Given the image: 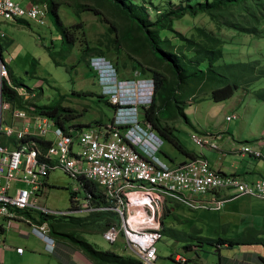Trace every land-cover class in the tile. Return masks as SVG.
Instances as JSON below:
<instances>
[{
  "label": "rangeland",
  "instance_id": "374dc122",
  "mask_svg": "<svg viewBox=\"0 0 264 264\" xmlns=\"http://www.w3.org/2000/svg\"><path fill=\"white\" fill-rule=\"evenodd\" d=\"M14 1L23 7H27L30 0ZM60 1L67 2V0ZM126 1L129 3L128 0ZM132 1L136 6L131 5V8H136L134 11L139 17L145 20L144 16H148V21L155 22L170 11L188 6L190 3L195 5L204 0ZM75 6L76 8L77 6L87 7L88 10L80 12L76 10ZM107 7H112V4L106 0H68L66 4L60 6L61 19L64 25L70 28V32H72L70 36L73 35L71 37L74 43L73 48L69 46L64 35L59 31L56 21L50 12L48 13L47 25L45 26H37L35 24L28 26L22 23L19 25L10 24L11 29H9L7 28L9 25H7L5 33L9 46H7L8 52L6 53H12L10 45H13V48L17 50L21 57L17 61L19 69L16 70L17 79L14 80V85L25 86L29 89L30 95L34 94L35 96V98L29 97L30 101H34L38 106L42 107L52 105L53 102L60 103V106L65 108L67 114L73 118L71 122L87 125L110 121L114 116V108L108 104V98L99 97L101 89L98 77L91 66V62L96 57H99L100 52L88 53L86 58L81 56L85 48H102L106 53L102 58L112 64L117 63V59L119 60L117 64L120 68V78L132 79L136 75L134 68L137 69V72H141L142 67L137 62L139 61L141 64L144 63L142 65L146 70H148L147 66H152V68L161 72L166 87L164 93L170 96L172 91L176 89L175 94L178 99L176 104L179 103V108L174 106V108L170 107L164 110L162 117L165 121H170L171 125L174 126L171 131L185 149L192 152H200L201 150L192 140L191 127L183 120L182 108L191 121L199 125L197 127L202 132H219L220 129H223L221 128L223 125H235L236 120L230 123L227 121V117L234 114H238L242 120L244 119L243 122L250 123L256 133L263 128L264 105L259 103L260 100L257 96L252 95L250 99L247 98L245 104L238 106L236 109L231 108L232 103L228 100L214 101L211 93L201 95L198 88H196V91H198L197 96L193 98L196 92L192 91V87L195 86L191 82L192 80L184 82L177 88V74L171 64L163 63L160 60L156 61L155 59L153 64H149L147 63L149 60H146L149 56L146 55L147 53L144 52L143 54L141 52V55L138 54L134 44L135 38L139 36L138 34L136 37H131L130 46L123 47V43L120 45V43L113 42L114 39L120 42L119 36H117L118 33L113 32L109 35L107 30L112 29L113 24H116L120 28L121 34H124L127 27L126 23L129 20L124 14H121V17H111ZM142 9H145V12ZM224 16L222 17L223 19L231 18L234 21L241 22V20L243 21L241 17H244V12L232 9L228 10ZM218 21L213 20L206 14H201L196 18L186 15L182 19L175 20L173 25L175 30L180 32L185 38L196 37L201 30H206L214 36L222 38L225 44L222 46L223 58L219 61L221 64L253 60H262L264 62V25L258 29L261 36L260 39H256L249 34L239 33L224 26L219 27ZM78 22L81 23L78 24ZM197 27L198 29H196ZM161 36L162 39L165 38L164 36H168L172 40L174 45L164 48V52L170 54L173 58L174 54L179 52L180 45L184 44V42L172 32L165 31ZM141 37L143 41H138V44H145V35L143 33H141ZM185 54L188 55V53ZM4 56L7 57L8 55ZM4 56L2 58L6 61ZM192 56L193 53H190L189 57L192 58ZM176 61L180 65V61L187 64L191 60L181 54ZM133 73L135 74L133 75ZM148 74H151V72H148ZM198 85L202 87L201 92L207 89L202 83H198ZM252 88L254 90L264 89V77L256 81ZM199 97H202L203 100L197 102ZM161 105H163V100L159 98L156 103V109L159 110ZM11 111V105L9 109L3 111V120L5 122L3 127L14 125ZM246 117L247 119H245ZM260 133L256 134L258 136L255 139L243 141H248L249 146L259 142L264 143V137ZM156 134L163 141L162 147L164 150L159 153L161 158L170 161L166 156L168 155L170 159H173L170 161L172 165L186 159L185 153L175 143L160 136L158 131H156ZM76 189H80L78 196L81 199L85 198V193L80 188L78 181L58 169L51 173L40 203L52 211L68 212V215H71V194ZM228 201L231 202H228L227 205L225 204L221 209H216L210 202L206 207L201 206L202 202H199L196 208H190L185 204L173 205L172 210L167 213L164 219L163 237L157 244V264H182L175 259L177 254L192 259L189 264H236L234 258L238 257L239 251L244 249L264 255L263 245L243 244L248 235L245 232L247 226L244 223L247 219L248 221L254 220L255 215L256 217L263 215L264 199L255 198L254 201L247 203L241 199ZM249 204H252V206ZM251 209L253 211L252 214L243 213L246 210L250 213ZM64 216L57 215V217ZM72 217H74L73 214L68 218ZM64 218L67 217L65 216ZM109 219L103 220L102 216H96L94 213H84L79 215L76 223L77 228L82 231L89 227L94 228V230H91L93 232H86L87 234H85L88 241L94 245L99 246L101 249L113 250L123 257L129 256L128 258H131V260L138 261L137 256L132 253L131 255L126 253L124 240L121 239L114 244L109 242L102 234L101 229L105 228L106 223L110 221ZM96 223H99V225H95ZM239 231H242L243 234L240 238H237L239 237ZM229 237L236 238L237 242H233L230 247L218 244L220 242L218 240ZM260 237L264 239V234H261ZM17 242L22 243L18 239L9 238L8 240L9 246L11 243H16L17 245ZM190 245L199 247L197 253L187 250ZM4 264H22V262L17 255L12 253ZM33 264L40 263L34 260Z\"/></svg>",
  "mask_w": 264,
  "mask_h": 264
},
{
  "label": "built area",
  "instance_id": "2783aa9c",
  "mask_svg": "<svg viewBox=\"0 0 264 264\" xmlns=\"http://www.w3.org/2000/svg\"><path fill=\"white\" fill-rule=\"evenodd\" d=\"M48 13L45 5L23 7L14 0H0V20L4 22L45 26ZM4 36L0 31V37ZM91 66L98 77L100 95L115 108L107 123L60 125L46 116L15 109L11 111L14 125L3 127V111L11 104L3 97L0 100V231H12L18 221L29 223L30 235L43 242L46 252H55L48 219L64 214L40 206L39 200L47 179L58 169L78 182L87 180L100 188L105 204H91L92 193L85 199L76 193L75 212L108 214L111 223L103 232L105 238L114 244L124 240L126 250L142 264H157V244L173 205L196 208L199 202L203 207L210 202L221 209L232 198V191L264 198V178L248 183L220 173L204 158H190L183 166L169 168L159 157L163 141L145 117L152 105L154 81L138 73L132 79H122L113 64L100 57ZM4 82L21 99L35 98L29 90L13 85L0 55V90ZM232 120H237L235 114L227 117V121ZM191 137L201 149H220L213 134L193 133ZM241 150L261 157L250 146L243 145ZM34 211L47 219L31 223L25 214ZM6 247L0 233V252ZM16 251L23 254L24 249Z\"/></svg>",
  "mask_w": 264,
  "mask_h": 264
},
{
  "label": "trees",
  "instance_id": "16d2710c",
  "mask_svg": "<svg viewBox=\"0 0 264 264\" xmlns=\"http://www.w3.org/2000/svg\"><path fill=\"white\" fill-rule=\"evenodd\" d=\"M31 5H45L48 6V12H50L55 21L59 31L64 35L67 43L71 48L74 47V43L72 42V36L70 34V28L66 27L61 19L59 14V8L61 5H64L68 2H61L60 0H30ZM107 2L112 4V7H107L108 12L110 13L111 17L118 16L121 17V14H124L127 19L129 20L126 24L127 27L125 28V33L121 34V30L116 24H113L112 29L107 30V34H112L113 32H117L120 39L118 42L116 39L113 42L116 43H123V47L131 45V37L138 34L139 36L135 38V48L138 54L141 55V52L146 55H149L146 60H149L147 63L153 64L154 59L156 61H161L163 63H169L173 66L176 75L177 81V88L181 86L184 82H188V80H192L193 84L195 85L192 87V91L196 92L197 96L198 91L202 94H212V99L216 102H221L231 98L234 93L239 89H245L248 93H251L258 97L260 101L264 102V89L254 90L252 88L253 84L258 81L259 79L264 77V62L262 60H253L249 62H233V63H219V61L223 58V49L222 46L225 44V41L217 36H214L212 33L207 32L206 30H201L200 34L196 37L192 38H185L182 36L180 32L175 30L173 22L177 19H182L186 15H189L193 18L198 17L201 14L209 15L213 20L218 21L222 17H225V13L228 10H236L244 12V17H241L243 21L241 22L234 21L231 18L228 19H221L218 21L219 27H227L228 29L234 30L239 33H245L252 36V38L260 39V33L258 32L259 27L264 25V0H204L198 4L192 5L191 3L188 6L170 11L169 13L165 14L163 17L158 19L155 22L148 21V16H144L145 20L142 17H139L138 14L134 11L136 8H131L132 6H136L132 0H106ZM76 8V6H75ZM78 8V9H77ZM76 10L83 11L88 10L87 7L77 6ZM97 9V8H96ZM145 12V9L143 10ZM81 22H78L80 24ZM251 23V24H250ZM198 29V27L196 28ZM201 29V28H200ZM165 31L175 33L177 38H181L184 44L180 45L179 52L174 54L172 58L170 54L164 52V48H168L170 45H174L172 40L168 36H164L165 38L162 39L161 34ZM141 33L145 35V44L141 43L138 44V41H143L141 37ZM202 34V35H201ZM179 46V45H178ZM186 47V48H185ZM152 50V51H151ZM185 50V51H183ZM98 51L100 52L99 57H103L106 53L102 48H92L88 47L84 49L83 54H81L82 58H86L88 53H92ZM132 52V51H131ZM185 53H188L185 54ZM193 53L192 58L189 57V54ZM183 54L185 58H187L189 63L185 64L180 61V65L177 58ZM170 55V56H169ZM120 56V54H119ZM118 56V57H119ZM140 66L142 67V71L137 72V69L134 68L135 73H138L141 78L143 79H151L155 83V90L153 95V101L151 107L145 112V117L149 120L153 126L155 131L159 132L160 136L168 139L169 141L175 143L177 147L187 155L188 158L196 159L198 158L196 154L193 152L185 149L181 143L177 140L174 136L172 131L164 127L162 122L165 119L162 117V112L166 109L174 108L177 106L179 108V103L176 104L178 101L177 95L175 94L176 89L172 91L170 96L164 93L166 90L165 82L162 78L161 72L152 68V66H147L143 68L144 63L137 61ZM176 62V63H175ZM117 63L119 60L117 59ZM113 64L114 68L118 72L120 76V68L118 64ZM189 64V65H188ZM181 69H180V68ZM151 72V74H148ZM133 73V75L135 74ZM148 74V75H147ZM97 76V75H96ZM124 79V78H122ZM190 83V82H189ZM198 83H202L206 86V90L201 92L202 87L198 85ZM198 88V91H196ZM252 88V90H251ZM2 97L3 101L10 103L12 107L15 109H20L27 111L31 114L43 115L46 116L53 121L57 122V124L65 125L66 122H71L73 118L67 114V110L62 108L56 102H53L52 105L49 106H38L34 101H25L21 99V97L8 85L4 82L2 86ZM189 90V89H188ZM187 90V91H188ZM192 92V93H193ZM195 94V93H194ZM175 96V98H174ZM103 98V96H99ZM159 98L163 100V105L158 110L156 109V103L159 101ZM203 100V98L199 97L197 102ZM108 102V100H107ZM109 104V102H108ZM176 104V105H175ZM110 105V104H109ZM112 106V105H110ZM113 107V106H112ZM114 108V107H113ZM115 109V108H114ZM184 109L182 108L181 112H183V120L186 124L191 126V122L189 118L184 113ZM179 112V109H178ZM74 125H77V123ZM99 123V122H98ZM101 123V122H100ZM81 126H90L91 124H81ZM3 144L7 146V142L3 141ZM162 152V150L160 151ZM83 187L94 196V200H92V204L101 205L104 203V197L102 192L100 191L99 187L91 183L87 180L83 181ZM75 193L71 194V199L73 203V197ZM96 216H102L103 220L109 219L108 214L98 213L95 214ZM47 219V218H46ZM45 219V220H46ZM111 219V218H110ZM109 219V220H110ZM44 221V220H43ZM111 223H106L105 228L102 230L103 232L107 229L108 225ZM52 228V223H51ZM257 233V232H256ZM228 243L229 245H233V242H223ZM254 243V244H261L264 246V239H256L253 241H246L244 242ZM80 247L83 251L90 257L99 258L103 256V259L107 261H113L112 264H142L139 260H127L122 257H115L110 254H100L95 252L92 246L85 242L80 243ZM112 257V258H111ZM260 262L264 264V257H260Z\"/></svg>",
  "mask_w": 264,
  "mask_h": 264
},
{
  "label": "crops",
  "instance_id": "0c3cea01",
  "mask_svg": "<svg viewBox=\"0 0 264 264\" xmlns=\"http://www.w3.org/2000/svg\"><path fill=\"white\" fill-rule=\"evenodd\" d=\"M30 3H31V1H29V5H31ZM59 14H60V12H59ZM23 23H25L28 26L33 24V23H28V22H23ZM10 24H13V23H8V22H4V21L0 20V31L3 34H5L4 37H0V55H1V57H3L6 54L8 55L7 57L4 56L5 57L4 59L6 60L4 62L8 68L9 78L11 79V81L14 85V80L17 79L16 78V70L19 69V65H18L17 61L19 59H21V57L18 54L17 50H15L13 48V45H10V51H12V53L11 52L6 53V52H8L7 46H9L8 45L9 43L6 41L7 35L5 33V28L7 27V25H9L7 28L11 29ZM19 24H22V23H19ZM17 56H18V58H17ZM21 72H22V70H21ZM16 87L29 90L25 86L24 87L16 86ZM252 95L253 94L248 93L247 90H245V89H239L234 93V95L231 98H229L227 100L232 103L231 108L236 109L238 106L245 104L246 99L247 98L250 99ZM256 101L259 102L258 99H256ZM259 103H262L264 105L263 101H260ZM15 109H17V108H15ZM15 109L12 107L13 111ZM246 112H247V110H246ZM184 113L186 114L185 111H184ZM235 115L237 116V120H236L237 122L235 125H232V124L223 125L221 127V128H223L222 130L220 129L219 132L212 133V132H208V131L202 132L197 127L199 125H196L194 122H192L191 119L186 114V116L189 118V120L191 122L190 127H191V133L192 134L193 133H196V134H213L216 136L217 143L219 144V147H220V149L216 150V151L210 150V149H201L200 148L201 149L200 152H193V153L196 154V156L198 158L206 159L208 164L213 169L219 171L220 173H222L224 175L237 176V177L241 178L242 180L247 181L248 183H254L257 180L264 178V143H262V142H259L257 144L253 143L254 145L250 146V148L252 150H255V151H258L261 153L260 158H256L255 156H253L249 153L245 154L242 152L241 149H242L243 145L249 146L248 145L249 142L243 141V140L255 139L258 136L256 134H259L260 132H261L260 135H262L264 137V126L262 129H260L258 131V133H256L255 129L253 128V126L250 123L243 122L244 119L242 120V118L238 114H235ZM245 119H247V117ZM167 122H169V123H167ZM230 122H233V120ZM162 125L164 127H169L170 130L172 128H174V126L171 125L170 121H163ZM225 134H227L228 136ZM3 141L4 140H2V142ZM161 150L162 151L164 150L163 147L161 148ZM165 154H168V153H165ZM166 156H167V158H169L170 161L173 160V159H170V157L168 155H166ZM189 159L190 158H188L186 155V159H184L181 162H178L177 164L172 162V163H174L172 165L171 162L168 161L167 159L161 158V160L171 169H175L177 167L182 166V164H185ZM50 176L46 181L47 184H48V181L50 179ZM78 183H79L80 188L84 191L85 197H87L86 196L87 193H90V192H88L83 187V181L78 182ZM79 192H80V189H76L75 192H72V193H75V195L77 193V195H78ZM231 193L233 196L231 195ZM231 193L228 192V194H230L232 197V198L230 197L231 198L230 200H232V201L235 199L236 200L241 199L247 203L249 201H254L255 198L256 199H264L263 197H260L258 195H255V196L254 195H235L234 191H232ZM43 195H44V192L41 195L39 201L42 200ZM221 195L222 194H220V196ZM83 199H85V198H83ZM92 200H94V197ZM73 201H74V199H73ZM71 202H72V199H71ZM228 202H231V201H227L225 204L227 205ZM91 204H92V201H91ZM102 204H105V202ZM249 205L252 206V204H249ZM40 206H44V204L40 203ZM262 210H263L262 212H264V209H262ZM70 211H71L70 212L71 215L73 214V216H74L72 218H68L71 215H68V212H66L63 214L67 218H64L65 217L64 216V217H58L56 220H54L53 218L48 219L50 221V224L52 223V236L55 239V252L53 254H50L49 252L45 251L44 244L40 239L30 235L29 230H30L31 224H29V223L26 224V223H22L21 221H18L15 223V227L12 231L1 230L0 231L1 239L6 241L7 247L0 252V264H4L6 262V260H8V258H10L12 253H14L15 255L18 256V259L22 262V264L23 263L24 264H33L34 260L39 261L40 264H112L111 262H113V261H107V260L103 259V256H100L99 258H93V257L88 256L83 251V249L80 247L81 242H85V243L89 244L90 246H92L93 249L95 250V252H97V254L98 253H100V254L104 253V254L112 255V257L113 256L122 257V258L127 259V260L131 259V258H128L129 256L123 257L121 254H118L113 250L101 249L99 246H96L93 243H91L90 241H88L85 234H87L88 232H93L91 230H94V228L89 227V228L85 229L84 231H82V230H79L77 228V223H76V219L79 218V215L84 214L86 212L81 211L80 213H76L75 209L73 207V203H72ZM55 212L58 213V211H55ZM72 212H75V213H72ZM243 213L244 214H252L253 211L251 209L250 213L247 210ZM94 214H97V213H94ZM25 217H26V219H29L31 221V223H35V224H36V222H41V221L46 219V218H43L41 216V214L37 211L26 213ZM244 224L247 226L245 229L246 230L245 232H246V234H248L246 241H253L256 239H261V237H260L261 234H264V213L262 216H259V217H256V215H255L254 220L248 221V219H247ZM95 225H99V223H96ZM101 230H103V229H101ZM101 232L103 234V231H101ZM245 232H244V234H245ZM238 234H239V237H237V238H240L242 236L243 232L239 231ZM9 238L18 239V240L22 241V243L17 242V245H16V243H11L9 246V243H8ZM218 241H220L218 244H223L226 247H230L231 245H229L228 243H223V242H230V241L231 242H237L236 238H233V237H229L227 239H220ZM243 244L251 245L254 243H248V244L243 243ZM254 245H261V244H254ZM16 248H23L24 249L23 254H19L15 250ZM198 248H199L198 246L190 245L187 248V250H189V252H196L197 253ZM125 251L128 255H131V253L128 250H126V248H125ZM260 257H264V255L258 254L252 250L244 249V250L239 251L238 257H236L234 259H235L236 264H262L260 262ZM175 259L178 260L182 264H189V261L192 260V259H189V258L181 255V254H177L175 256Z\"/></svg>",
  "mask_w": 264,
  "mask_h": 264
},
{
  "label": "water",
  "instance_id": "95a60500",
  "mask_svg": "<svg viewBox=\"0 0 264 264\" xmlns=\"http://www.w3.org/2000/svg\"><path fill=\"white\" fill-rule=\"evenodd\" d=\"M2 99V92H1V90H0V100ZM2 112H1V110H0V114H1ZM184 164H182V166H183Z\"/></svg>",
  "mask_w": 264,
  "mask_h": 264
},
{
  "label": "clouds",
  "instance_id": "9594fccd",
  "mask_svg": "<svg viewBox=\"0 0 264 264\" xmlns=\"http://www.w3.org/2000/svg\"><path fill=\"white\" fill-rule=\"evenodd\" d=\"M101 59H104V58H102V57H100ZM105 60V59H104ZM107 61V60H106Z\"/></svg>",
  "mask_w": 264,
  "mask_h": 264
}]
</instances>
